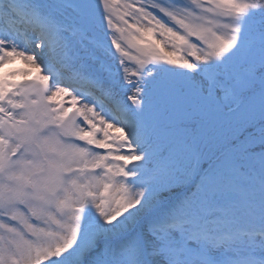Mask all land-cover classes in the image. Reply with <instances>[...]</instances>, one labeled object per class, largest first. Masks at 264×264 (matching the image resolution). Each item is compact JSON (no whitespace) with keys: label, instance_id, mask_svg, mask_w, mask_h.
Segmentation results:
<instances>
[{"label":"snow or ice","instance_id":"6c2138e0","mask_svg":"<svg viewBox=\"0 0 264 264\" xmlns=\"http://www.w3.org/2000/svg\"><path fill=\"white\" fill-rule=\"evenodd\" d=\"M16 60L0 264H264V0H0Z\"/></svg>","mask_w":264,"mask_h":264},{"label":"rangeland","instance_id":"374dc122","mask_svg":"<svg viewBox=\"0 0 264 264\" xmlns=\"http://www.w3.org/2000/svg\"><path fill=\"white\" fill-rule=\"evenodd\" d=\"M20 60H16L14 63H9L4 66V68H0V72L5 71L6 69L16 68V67H24ZM19 78V77H18Z\"/></svg>","mask_w":264,"mask_h":264}]
</instances>
